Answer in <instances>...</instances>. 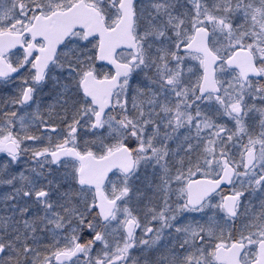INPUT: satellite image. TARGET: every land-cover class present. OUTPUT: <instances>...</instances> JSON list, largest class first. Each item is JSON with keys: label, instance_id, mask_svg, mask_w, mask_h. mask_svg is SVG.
<instances>
[{"label": "snow or ice", "instance_id": "snow-or-ice-1", "mask_svg": "<svg viewBox=\"0 0 264 264\" xmlns=\"http://www.w3.org/2000/svg\"><path fill=\"white\" fill-rule=\"evenodd\" d=\"M0 264H264V0H0Z\"/></svg>", "mask_w": 264, "mask_h": 264}]
</instances>
